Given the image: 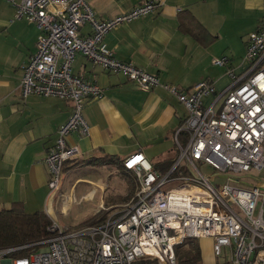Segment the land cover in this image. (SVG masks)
<instances>
[{
    "label": "built area",
    "instance_id": "1",
    "mask_svg": "<svg viewBox=\"0 0 264 264\" xmlns=\"http://www.w3.org/2000/svg\"><path fill=\"white\" fill-rule=\"evenodd\" d=\"M6 1L14 6L15 19H25L39 31L35 51L22 66V96L72 103L44 159L51 191H58L65 163L78 154L67 137L73 132L89 135L85 106L104 93L95 82L72 73L77 55L133 81L141 91L164 89L184 106L186 115L174 135L177 156L167 175H160L143 154L123 160V170L134 176L137 187L120 205L121 212L92 226L66 228L53 222L46 239L0 250V264H177L175 246L199 238L212 239L215 257L224 249L230 251L231 264H264V186H241L238 177L264 171V0L257 28L246 35L244 68L239 75L227 68L230 84L221 92L207 81L186 91L161 83L157 76L118 60L107 48L103 38L109 31L153 13L158 0L105 21L97 19L85 0ZM85 26L90 32L81 35ZM228 61L222 56L210 62L227 67ZM207 96L213 99L204 107ZM180 133L186 136L184 142L178 139ZM203 166L225 176L226 183H211ZM29 247L36 248L28 256H11Z\"/></svg>",
    "mask_w": 264,
    "mask_h": 264
},
{
    "label": "crops",
    "instance_id": "2",
    "mask_svg": "<svg viewBox=\"0 0 264 264\" xmlns=\"http://www.w3.org/2000/svg\"><path fill=\"white\" fill-rule=\"evenodd\" d=\"M146 1L85 0L100 21ZM158 2L160 6L153 13L109 31L103 38L107 48L118 60L157 76L161 83L186 91L207 81L217 92L226 89L230 84L227 68L235 75L244 68L246 35L258 26L262 1ZM183 12L204 28L201 40L181 29ZM14 13L13 5L0 0V211L19 206L27 214L42 212L60 226L80 203L90 206H77L78 214L87 212L89 217L107 209L121 212L120 205L129 201L137 187L134 176L121 171L123 160L143 154L160 175H167L177 156L174 135L185 118L184 106L160 87L141 91L133 81L77 55L72 73L95 82L104 93L100 100L85 106L89 135L80 137L73 132L67 137V144L75 146L78 154L65 163L58 191H51L44 159L55 144L59 127L70 116L72 103L22 96V66L35 51L39 31L25 19H15ZM89 32L88 26L80 29L81 35ZM222 56L229 59L227 67L211 64L212 59ZM211 99L204 97L203 106ZM178 139L184 142L185 134L180 133ZM112 177L124 184L115 180L110 186ZM254 186H264V182Z\"/></svg>",
    "mask_w": 264,
    "mask_h": 264
},
{
    "label": "trees",
    "instance_id": "3",
    "mask_svg": "<svg viewBox=\"0 0 264 264\" xmlns=\"http://www.w3.org/2000/svg\"><path fill=\"white\" fill-rule=\"evenodd\" d=\"M181 29L201 40L205 30L194 20L192 15L182 13ZM94 161H91L93 163ZM123 169V166H122ZM121 171H124L122 170ZM125 173L129 175V172ZM131 179V178H130ZM133 183V182H132ZM102 211L90 216L78 225L92 226L97 225L105 220ZM51 224L49 218L42 212L27 214L19 206L9 210L0 211V250L22 247L38 243L48 237L47 228ZM195 239H185L175 246V256L177 264H201L202 258L198 245L194 244ZM36 247H29L16 251L11 254L12 257H26ZM140 264H146L139 261ZM149 263V262H148Z\"/></svg>",
    "mask_w": 264,
    "mask_h": 264
},
{
    "label": "rangeland",
    "instance_id": "4",
    "mask_svg": "<svg viewBox=\"0 0 264 264\" xmlns=\"http://www.w3.org/2000/svg\"><path fill=\"white\" fill-rule=\"evenodd\" d=\"M218 108V107H217ZM219 111V109H218ZM202 173L204 175H206L210 182L215 184H224L226 183V178L225 176H221L218 177L217 174H219L218 172L214 171L208 167V166H203L201 169ZM216 174V175H215ZM239 180L242 183H245L246 186H254L256 184H260L262 182H264V172L263 171H255V170H251L249 172L246 173H241ZM121 181L119 178H114L112 177L110 180V186L112 185V183H114V181ZM132 181L135 183L134 178L132 177ZM122 184H124L123 181H121ZM244 186V185H241ZM117 194V193H115ZM89 207L87 203H80L78 205H76L73 210L70 212L69 216L67 218L63 219V224L66 228H74V227H79L78 225H80V223H82L83 221H85L87 219V217L89 218V215L87 212L83 213L81 212L80 214H78L79 212V208L78 207ZM111 212L116 213L117 211H113L112 209H107V210H103L102 211V216L103 217H107V215H109ZM119 213V212H117ZM196 241H194L195 245H198L199 249H200V253H201V258H202V262L201 264H231L230 263V258H231V253L230 251L227 250H223V253L220 257H215L212 250V239L210 238H199V239H195ZM204 240H209L211 243H206V241ZM146 262V261H144ZM136 264H140V262H137ZM142 264V263H141ZM146 264H156L155 262H146Z\"/></svg>",
    "mask_w": 264,
    "mask_h": 264
}]
</instances>
